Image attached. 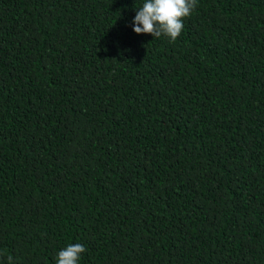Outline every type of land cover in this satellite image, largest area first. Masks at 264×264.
I'll return each mask as SVG.
<instances>
[{"label": "trees", "instance_id": "1", "mask_svg": "<svg viewBox=\"0 0 264 264\" xmlns=\"http://www.w3.org/2000/svg\"><path fill=\"white\" fill-rule=\"evenodd\" d=\"M0 0V264H264V0Z\"/></svg>", "mask_w": 264, "mask_h": 264}, {"label": "clouds", "instance_id": "2", "mask_svg": "<svg viewBox=\"0 0 264 264\" xmlns=\"http://www.w3.org/2000/svg\"><path fill=\"white\" fill-rule=\"evenodd\" d=\"M198 0H145L138 8L133 20V31L154 38L165 36L175 41L182 33L184 20L192 15ZM86 251L79 243L69 244L59 251L56 264H79L81 254ZM13 264V257H7Z\"/></svg>", "mask_w": 264, "mask_h": 264}]
</instances>
